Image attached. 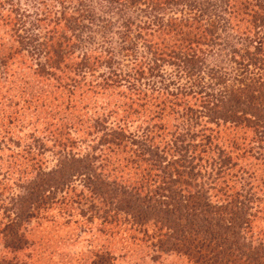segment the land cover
<instances>
[{
  "label": "trees",
  "instance_id": "trees-1",
  "mask_svg": "<svg viewBox=\"0 0 264 264\" xmlns=\"http://www.w3.org/2000/svg\"><path fill=\"white\" fill-rule=\"evenodd\" d=\"M63 1L57 0L51 27L43 34L28 33L23 18H0V24H15L14 41L37 44L34 50L43 62L34 69L36 77L57 73L56 89L68 95L61 105L69 116L59 117L53 127L60 131L54 133L62 147L59 161L20 187L23 192L11 199L16 208L31 204L30 214L51 199L72 213L71 204L86 205L95 214L91 220L109 225L123 212L161 255L174 253L188 264H264V229L252 228L258 215L264 217V199L248 190L231 193V183L249 173L240 162L264 161L256 151L264 145V1L78 0L70 10ZM179 8L185 10L179 18L163 15ZM243 20V31L233 28ZM227 29L235 30L233 43L241 46H228V55L216 32ZM131 30L149 39L156 34L143 53L135 50ZM115 34L119 49L115 42L112 46ZM9 51L0 54V69L6 73L2 62L12 58ZM220 53L229 56L230 71L207 64ZM120 55L131 59L129 71L119 69ZM164 66L187 83L175 84ZM38 81L39 87L45 82ZM80 89L79 98L107 93L121 99L106 112L104 107L89 112L86 130H75L93 137L85 141L92 146L84 154L73 152L79 141L67 132L75 126L69 117L77 105L70 97ZM25 92V100L7 102L11 117L35 104L33 93ZM171 117L177 123L168 122ZM130 122H139L138 130L129 132ZM119 154L124 157L118 159ZM247 177L246 186L254 192L255 175ZM72 183L82 185L81 190ZM104 263L101 258L96 264Z\"/></svg>",
  "mask_w": 264,
  "mask_h": 264
},
{
  "label": "rangeland",
  "instance_id": "rangeland-1",
  "mask_svg": "<svg viewBox=\"0 0 264 264\" xmlns=\"http://www.w3.org/2000/svg\"><path fill=\"white\" fill-rule=\"evenodd\" d=\"M77 1L64 0L63 5L70 10V7H75V4L77 7ZM57 7V0H0V18H23L28 33L36 34V32L41 31L43 34V31H47L51 27L50 21L53 20V10ZM176 10L178 11L175 12ZM182 11L185 10L173 9L166 11V14L163 15L179 18L181 13H184ZM37 19L43 20V22L37 25L33 24ZM10 23L7 25L0 24V54L1 51L6 55L10 52L9 50L13 52L9 61L2 62L7 73L0 69V264H96L97 260L101 258L104 259V264H188L185 259L176 256L174 253L161 255L157 252L155 243L146 239L142 231L133 227L123 212H117L119 215L114 216L115 222L109 225L104 223L103 219L91 220L95 214L89 212L90 210H87L86 205L80 207L71 204L76 210L72 213L69 211V206L65 209L61 208L51 199L40 208H32L33 212L27 214L31 204L28 207L18 205L17 208L13 204L11 199L23 192L20 187L29 186L35 177H40L36 175L37 172L38 174L44 173L56 167L62 147H59L57 143L60 138L54 135L59 130L53 132V127L59 117H64V115L67 117L69 112L68 110L64 111V104L61 105L62 100L68 96L66 91L63 90L64 88L56 89L58 74L56 73V77L51 75L49 77L46 75L45 78L36 77L37 74H35L34 69L38 63L43 62L41 56L38 55V50H34L35 46L37 48V44L31 43V41H14L12 33H14L15 24L12 21ZM19 26L21 27V25ZM233 26L234 29L237 30L240 27L243 31L244 20L238 26ZM138 32L131 30L130 36H132L135 50L139 54L144 52L147 40H152L151 37L156 36V34L149 39V37L144 36L146 33H139L138 36ZM216 32L218 39L221 40L218 42L220 48L226 49L227 55L229 54L228 46L235 45L239 49L241 48L238 43H233L232 38H235V30L232 32L227 29L225 33H221L219 30ZM111 36L113 38L112 46L115 42L117 45L114 46V49H119L118 47L122 44H120L118 36L116 34ZM136 36L139 39H136ZM85 43L88 45L87 41ZM100 45L104 50L108 48L105 42L100 43ZM79 53L78 50L75 55L77 56ZM216 53L219 54V52ZM116 61L119 63L120 70H130V58H122L120 55L116 57ZM230 62L229 56L221 53L218 57L207 60L210 67L215 66L225 71H230ZM48 65L53 66L51 63ZM163 69L172 75L171 79L175 84L182 86L187 83V79L183 77L179 80L174 78L173 68L164 66ZM203 76L206 81L205 75ZM59 78L60 81H65L63 77ZM38 79L45 81L40 87ZM90 79L94 81V79ZM156 86L161 87L159 84ZM25 88L33 93L36 102L28 109L21 111L19 115L16 113L15 116L11 117L9 114L11 109L6 110L7 102L12 101L14 103L17 100H25L27 98ZM82 91L80 89L70 97L72 101L77 102V105L75 106V113L69 117L75 118L70 121L72 123L75 121V126L67 132L79 141L73 147V152L84 154L92 146L91 142L85 141L93 138L87 136L83 131L87 128L89 112L95 110L99 112L101 107L106 108V112L117 103L119 105L121 99H118L116 95L107 93L86 94L85 98H79L78 95ZM86 105L89 106V109ZM169 121L173 124L176 122L173 117L168 119ZM137 123L140 124L139 122L128 124L129 132L138 130ZM77 129L83 130L80 133H74ZM238 130L243 132L241 129ZM88 144L90 146L87 148ZM261 147V150L256 151L264 155V145ZM65 151L68 152L69 149H65ZM123 157L119 154L118 159ZM31 158H34L35 164H30ZM113 158L114 156H112ZM17 164L21 165L20 168ZM240 168H247L249 173L255 175L254 180H252L254 192L253 189L246 186L249 173H245L231 183V187H233L231 193L245 195L248 190V193H254V196L257 195L260 199H264V161L246 159V161L240 162ZM19 169L25 173L20 174ZM72 185L77 191L81 190L82 185L79 183H72ZM261 205L264 207V203ZM62 207L64 206L62 205ZM81 210L88 211L85 217L80 216ZM15 214H17L16 217ZM88 218L91 221L87 222ZM14 219H16L15 227L10 224ZM7 225L11 229H7ZM252 228L255 230L264 229V217L262 215H258L252 224ZM147 236H150V233Z\"/></svg>",
  "mask_w": 264,
  "mask_h": 264
}]
</instances>
